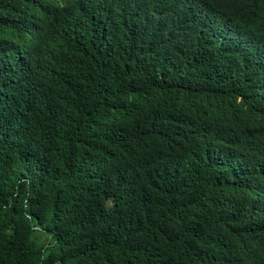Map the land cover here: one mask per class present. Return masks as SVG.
Wrapping results in <instances>:
<instances>
[{
  "label": "trees",
  "instance_id": "obj_1",
  "mask_svg": "<svg viewBox=\"0 0 264 264\" xmlns=\"http://www.w3.org/2000/svg\"><path fill=\"white\" fill-rule=\"evenodd\" d=\"M0 264H264V0H0Z\"/></svg>",
  "mask_w": 264,
  "mask_h": 264
},
{
  "label": "rangeland",
  "instance_id": "obj_2",
  "mask_svg": "<svg viewBox=\"0 0 264 264\" xmlns=\"http://www.w3.org/2000/svg\"><path fill=\"white\" fill-rule=\"evenodd\" d=\"M41 239H43V238H41Z\"/></svg>",
  "mask_w": 264,
  "mask_h": 264
}]
</instances>
